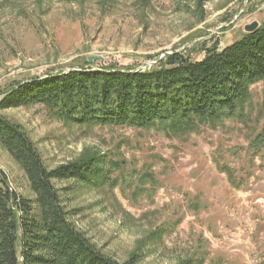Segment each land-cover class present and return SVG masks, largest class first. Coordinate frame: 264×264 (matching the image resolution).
Listing matches in <instances>:
<instances>
[{"label":"rangeland","instance_id":"374dc122","mask_svg":"<svg viewBox=\"0 0 264 264\" xmlns=\"http://www.w3.org/2000/svg\"><path fill=\"white\" fill-rule=\"evenodd\" d=\"M263 20L264 0H0V99L17 82L72 68L147 69L173 51L199 59ZM249 91L238 118L178 136L71 125L42 104L0 115L21 125L48 169L103 162L88 182L54 185L77 230L118 262L264 264V149L250 146L264 122V79ZM0 170L34 199L1 146Z\"/></svg>","mask_w":264,"mask_h":264},{"label":"trees","instance_id":"16d2710c","mask_svg":"<svg viewBox=\"0 0 264 264\" xmlns=\"http://www.w3.org/2000/svg\"><path fill=\"white\" fill-rule=\"evenodd\" d=\"M202 50L199 59L173 51L147 69L87 65L17 82L0 99V109L42 104L71 125L156 127L172 136L238 118L249 86L264 79V20L221 48ZM0 146L34 195L30 200L15 193L0 170V264H129L77 230L54 185L90 181L100 159L90 155L48 169L21 125L2 115ZM250 146L264 149V122Z\"/></svg>","mask_w":264,"mask_h":264},{"label":"water","instance_id":"95a60500","mask_svg":"<svg viewBox=\"0 0 264 264\" xmlns=\"http://www.w3.org/2000/svg\"><path fill=\"white\" fill-rule=\"evenodd\" d=\"M258 26H259L258 22H257V21H253V22H251V23H249V24H246V25L244 26V30H245V32H247V33H249V32H253ZM93 58H94L93 56H90V57L88 58V61H92Z\"/></svg>","mask_w":264,"mask_h":264}]
</instances>
